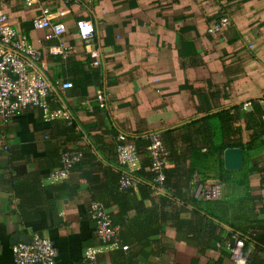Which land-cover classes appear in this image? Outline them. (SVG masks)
I'll return each mask as SVG.
<instances>
[{
  "label": "crops",
  "instance_id": "1",
  "mask_svg": "<svg viewBox=\"0 0 264 264\" xmlns=\"http://www.w3.org/2000/svg\"><path fill=\"white\" fill-rule=\"evenodd\" d=\"M41 6L49 7L52 20L64 23L61 34L46 38V28L32 26ZM0 8L39 49L31 69L50 82V94L54 92L50 107L71 113L83 132L100 133L109 140L120 129L147 140L152 132L172 127L187 130L184 123L220 108L232 111L234 104L242 103V109L250 111L256 98L264 104V0H36L31 6L23 0H0ZM221 15L229 17V24L209 33L208 24ZM79 19L93 24L89 43L78 33ZM93 48L101 56L104 76L102 110L96 109L100 87L93 81L86 83ZM63 80L75 86L63 87ZM80 82L86 84L83 93ZM52 122L32 105L8 121L0 115V264H17L12 245L28 241L34 232L53 241L55 264H80L84 248L97 243L87 195L104 182L115 181L114 147L109 143L95 147L99 165L92 172L97 177L94 185L80 168L63 176L47 175ZM210 122L213 148H200L188 184L192 179L221 180V198L231 201L247 197L250 190L256 198L248 204L256 209V219L264 222V133L248 146L251 131L245 124L240 126L243 165L231 170L224 167L223 150L219 151L224 136L219 118L213 116ZM82 138L76 143L90 142L86 135ZM178 163L170 160L168 167ZM178 166L186 172L183 162ZM132 189L130 208L119 216L123 220L120 238L102 248L99 264H188L192 259L206 264L217 257L206 239L199 242L176 229L174 221L188 218L189 208L172 212L164 221L152 215L145 222L143 213L153 206V196L143 197L136 184ZM21 196L28 202L23 207ZM32 208H37L34 214ZM107 208L118 217L115 202ZM252 248L250 244L248 250ZM223 263L230 264L229 257ZM246 264H264V247L256 246Z\"/></svg>",
  "mask_w": 264,
  "mask_h": 264
},
{
  "label": "trees",
  "instance_id": "2",
  "mask_svg": "<svg viewBox=\"0 0 264 264\" xmlns=\"http://www.w3.org/2000/svg\"><path fill=\"white\" fill-rule=\"evenodd\" d=\"M88 78L86 83L87 81H93V83L103 89L104 76L99 66L89 65ZM64 81H70L71 86H75L71 80ZM77 85L80 87V92L83 93L86 84L80 82ZM52 96H54L53 91L46 97L49 104ZM251 101L252 110L250 111H244L242 109V103L234 104L232 111L230 107L220 108L216 112L184 123L183 126H186L187 130L181 129L180 127H172L158 132L164 146L168 150L169 160L174 161L175 164L183 162L186 165L187 172L184 173L178 166L179 163L174 167L166 166L163 169L164 177L161 184L152 182L154 173L149 169L151 159L146 146H141V142L148 141L149 136L146 140L142 135H131L123 130L117 129L113 133L112 138L108 140L100 133L91 134L89 130L83 132L81 129L76 128L77 120H75L71 113L68 114V117L54 118L52 119V123L54 124L53 129L49 135L53 142V147L47 150V156L45 158L46 164L49 167L47 175L54 168L63 165L62 157L65 152L75 151L79 152L80 155L69 164L68 169L71 171L73 168H80L90 183L93 185L96 184L97 177L92 172L99 165V162L96 160L94 149L95 147L99 148V143H109V145L114 147L116 157L115 162L111 164L114 166L116 179L113 183L106 184L104 182L103 185L98 186L94 192H91L89 196L87 195V200L88 204L93 200H100L106 207H108L111 201L118 205V217H113L114 215L110 211L112 222L118 225V233L115 240H119L123 225V220L119 216L126 213L130 208L128 199L134 187V185L126 187L119 186L120 175L126 173L135 177V184L141 189L143 197L153 196V206L147 209L146 212H142L144 219H147L145 222H148L152 215L164 221L172 216V212L176 213L185 208H189L190 216L174 221V225L176 229L187 234L190 239L194 238L199 242H203L202 240L206 239L207 246L217 250V257L210 262L208 261L206 264H224V258L229 257L227 244L231 241L232 233H237L244 238V248L247 251V259H249V255L253 249H256V246L260 248L264 247V222L256 219V209L248 204V200L254 201L256 196H253L249 190L246 193L248 195L247 197L242 196L234 201L222 199L221 197L212 199L196 198L188 192V181L194 169L195 159L200 156V148L202 146H206L210 150L213 148L211 140L212 132L209 131L211 130V117L217 116L219 118V124L224 135L219 143V151L231 145H238L245 148V143L240 140L238 134L240 132V126L243 124L251 131L250 140L248 143L246 142L248 146L253 144L257 135L264 133V104L258 103L257 98ZM96 109L102 110L104 106H100L97 103ZM189 125L191 126L189 127ZM120 133L125 134L127 141L136 144L139 153V167L133 170L122 167L117 160L116 147L120 142L118 139ZM63 134L65 137L61 139V135ZM84 135L90 139V142L82 145L77 144L76 142L83 139L82 137ZM198 136H201L200 140ZM253 170H256V166L255 169L244 173V178L249 176ZM158 187H162L165 191L157 192L156 189ZM155 191L158 194H154ZM104 193H107V196H104ZM27 203V199L21 196L19 206L23 207ZM36 209L32 210L30 214H34ZM228 215H231V217ZM225 224L229 228H225ZM96 244H99L98 239ZM250 244L253 245V248L248 250ZM122 247L127 248L128 244H122ZM189 262L188 264H195L196 259H192Z\"/></svg>",
  "mask_w": 264,
  "mask_h": 264
},
{
  "label": "built area",
  "instance_id": "3",
  "mask_svg": "<svg viewBox=\"0 0 264 264\" xmlns=\"http://www.w3.org/2000/svg\"><path fill=\"white\" fill-rule=\"evenodd\" d=\"M27 6L33 5L36 0H23ZM229 17L221 15L213 19L207 26L209 33L221 31L229 24ZM32 26L46 28V38L57 36L65 30L60 20H52L48 6H41V12L32 18ZM77 30L82 40L90 42L93 34V24L89 19H79ZM40 51L27 39V35L18 30L9 21L8 14L0 8V115L4 121L18 114L26 106H38L44 120L50 121L58 117H68V113L61 107L51 108L47 96L50 94V82L39 71H34V60L38 59ZM91 64L99 66L101 56L96 48L89 52ZM63 87L71 86L70 81L61 83ZM96 99L100 106L106 105V96L103 89L96 91ZM246 105L244 104V107ZM120 142L116 147L119 164L133 170L139 164V153L136 144L126 140L124 133L118 135ZM146 149L151 159L149 169L153 171L152 182L161 184L164 167L168 166V150L164 146L159 133L149 135ZM80 155L79 152H65L61 167H56L50 176H63L68 172V166ZM136 179L132 175L122 173L119 186L135 185ZM224 182L221 180L207 181L192 179L189 182L190 195L201 199L220 198ZM88 213L94 223V234L99 244L88 245L84 248L80 264H99L98 254L102 248L112 244L118 233V225L112 222L109 209L100 200L89 203ZM244 238L232 233L231 241L227 244L230 264H246L247 251L244 248ZM13 259L17 264H55L57 248L50 237L34 232L28 241H18L12 245Z\"/></svg>",
  "mask_w": 264,
  "mask_h": 264
},
{
  "label": "water",
  "instance_id": "4",
  "mask_svg": "<svg viewBox=\"0 0 264 264\" xmlns=\"http://www.w3.org/2000/svg\"><path fill=\"white\" fill-rule=\"evenodd\" d=\"M223 165L227 169H239L243 165V151L239 146H226L223 149Z\"/></svg>",
  "mask_w": 264,
  "mask_h": 264
}]
</instances>
